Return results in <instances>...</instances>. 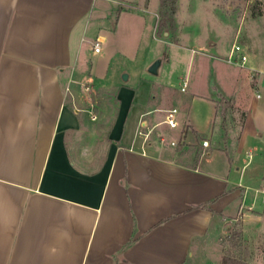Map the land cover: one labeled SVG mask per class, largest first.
<instances>
[{
    "label": "crops",
    "instance_id": "0c3cea01",
    "mask_svg": "<svg viewBox=\"0 0 264 264\" xmlns=\"http://www.w3.org/2000/svg\"><path fill=\"white\" fill-rule=\"evenodd\" d=\"M91 2L0 0V264H221L236 215L264 264V163L245 164L264 125L239 95L246 74L229 96L186 78L161 94L128 84L131 73L92 74L81 50ZM92 86L114 89V108L97 109ZM212 89L246 111L230 151L213 145Z\"/></svg>",
    "mask_w": 264,
    "mask_h": 264
},
{
    "label": "rangeland",
    "instance_id": "374dc122",
    "mask_svg": "<svg viewBox=\"0 0 264 264\" xmlns=\"http://www.w3.org/2000/svg\"><path fill=\"white\" fill-rule=\"evenodd\" d=\"M66 4L61 1L55 7L65 8ZM89 9L93 26L87 32L89 41L81 42V50L86 53L92 74L94 70L98 74L107 70L108 76L121 79L122 72L131 73L128 84L136 79L139 88L148 92L168 87L161 94L168 90L179 92V83L186 78L188 90L206 94L215 85L229 96L235 86L232 76L241 70L249 88L239 95L245 100V109L264 125V86L256 85L260 76L264 78V0H92ZM97 32L105 40L101 52L92 55ZM233 44H239L247 55L242 69L226 62ZM168 56L170 60L166 62ZM157 59L164 61L157 73L151 74L147 64ZM92 88L90 92L94 90L101 96L96 101L97 109L114 108V89ZM212 96L216 97L218 111L213 145L230 151L238 141L246 111L234 102L228 103L213 89ZM246 155L245 164L264 163V148ZM259 173L264 176V168ZM240 222L239 215L227 221V235L221 241L223 254L242 264H253L256 253L241 241ZM195 264H202L201 260Z\"/></svg>",
    "mask_w": 264,
    "mask_h": 264
},
{
    "label": "built area",
    "instance_id": "2783aa9c",
    "mask_svg": "<svg viewBox=\"0 0 264 264\" xmlns=\"http://www.w3.org/2000/svg\"><path fill=\"white\" fill-rule=\"evenodd\" d=\"M101 43H102L101 40H99L98 38L94 40L93 45H92V50L94 53H99L101 51ZM247 61H248V58H247V55L244 53L243 48L239 44H233L229 53L227 54L226 62L229 64H234V65H239L241 67H244ZM92 117H95V114H92ZM166 123L171 127L175 126V122L172 118V114L170 113L168 114ZM201 144L202 146L206 147L208 146L209 142L208 140H203Z\"/></svg>",
    "mask_w": 264,
    "mask_h": 264
},
{
    "label": "water",
    "instance_id": "95a60500",
    "mask_svg": "<svg viewBox=\"0 0 264 264\" xmlns=\"http://www.w3.org/2000/svg\"><path fill=\"white\" fill-rule=\"evenodd\" d=\"M159 65H160V60L157 59V60L153 61L147 69L148 72L151 74H156ZM127 78H128V74L126 72H123L121 75V79L126 81Z\"/></svg>",
    "mask_w": 264,
    "mask_h": 264
},
{
    "label": "trees",
    "instance_id": "16d2710c",
    "mask_svg": "<svg viewBox=\"0 0 264 264\" xmlns=\"http://www.w3.org/2000/svg\"><path fill=\"white\" fill-rule=\"evenodd\" d=\"M162 2V1H161ZM228 103H233V99L226 100ZM238 236V232L236 234ZM242 264L240 261L231 260V258L227 255H223L221 264Z\"/></svg>",
    "mask_w": 264,
    "mask_h": 264
}]
</instances>
